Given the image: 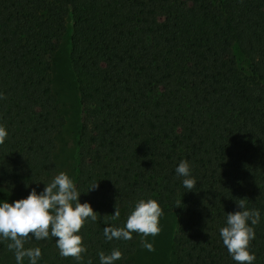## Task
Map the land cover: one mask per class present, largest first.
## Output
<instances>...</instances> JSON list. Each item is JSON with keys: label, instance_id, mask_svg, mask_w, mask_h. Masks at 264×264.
Segmentation results:
<instances>
[{"label": "trees", "instance_id": "1", "mask_svg": "<svg viewBox=\"0 0 264 264\" xmlns=\"http://www.w3.org/2000/svg\"><path fill=\"white\" fill-rule=\"evenodd\" d=\"M64 40L79 105L72 180L99 214L79 232L81 264L113 249L134 264L139 235L106 241L103 229L149 198L175 216L171 264H234L219 229L247 198L261 212L249 251L264 264V0H0V191L18 200L57 173ZM181 160L194 191L175 175ZM7 243L0 264H16ZM34 247L39 264H77L52 239Z\"/></svg>", "mask_w": 264, "mask_h": 264}, {"label": "clouds", "instance_id": "2", "mask_svg": "<svg viewBox=\"0 0 264 264\" xmlns=\"http://www.w3.org/2000/svg\"><path fill=\"white\" fill-rule=\"evenodd\" d=\"M4 98L0 92V100ZM7 136L6 128L0 124V145L4 144ZM174 171L181 178L185 192L196 189L198 181L192 176L187 160H181ZM43 185L42 191L37 192L33 188L26 198L11 203L0 200V243L8 241L7 249L13 253L16 264H24L25 258L28 264H39L41 249L25 248V243L52 239L62 258L71 257L81 264L82 254L87 249L79 232L86 222L95 223L99 214L93 211L89 203L79 202L82 193L67 173L60 172ZM97 188L98 182H94L88 192ZM247 201V198L238 199V210L224 213V226L219 229V237L234 264H255L256 261L255 254L249 251V245L255 239V227L261 222V212L259 209H249ZM162 215L163 211L156 200L140 199L123 226H107L103 229L104 239L127 241L135 233L141 237V247L152 252L155 249L148 238H155L160 233L159 220ZM111 216L119 218L117 207H114ZM97 255L99 264H116L122 258L119 249H113L107 255L103 252Z\"/></svg>", "mask_w": 264, "mask_h": 264}, {"label": "rangeland", "instance_id": "3", "mask_svg": "<svg viewBox=\"0 0 264 264\" xmlns=\"http://www.w3.org/2000/svg\"><path fill=\"white\" fill-rule=\"evenodd\" d=\"M68 48L65 40L62 42L58 52L52 57V89L57 97L60 113L65 120L63 128L56 136L57 150L54 160L58 175L60 172L67 173L73 179L74 172V149L76 135L79 127V105L74 78L68 64ZM0 200H18L14 195L0 191ZM160 233L155 237H149L154 246V251L149 252L140 245L139 236L136 242V252L131 256L134 264H171L172 235L175 227L174 214L162 215L159 220Z\"/></svg>", "mask_w": 264, "mask_h": 264}]
</instances>
